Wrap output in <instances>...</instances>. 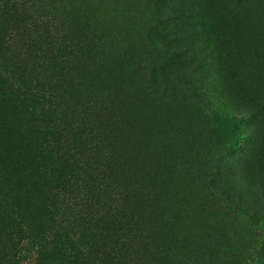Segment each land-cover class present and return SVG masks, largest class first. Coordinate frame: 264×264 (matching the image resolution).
<instances>
[{
  "label": "rangeland",
  "instance_id": "obj_1",
  "mask_svg": "<svg viewBox=\"0 0 264 264\" xmlns=\"http://www.w3.org/2000/svg\"><path fill=\"white\" fill-rule=\"evenodd\" d=\"M33 1L78 191L126 202L119 264H264V0Z\"/></svg>",
  "mask_w": 264,
  "mask_h": 264
},
{
  "label": "trees",
  "instance_id": "obj_2",
  "mask_svg": "<svg viewBox=\"0 0 264 264\" xmlns=\"http://www.w3.org/2000/svg\"><path fill=\"white\" fill-rule=\"evenodd\" d=\"M38 7L0 0V264L26 256L33 264H119L135 240L126 202L102 200L107 195L95 183V200L78 191L60 94L29 72L41 61L32 54L47 42ZM37 27L43 37L30 41Z\"/></svg>",
  "mask_w": 264,
  "mask_h": 264
}]
</instances>
